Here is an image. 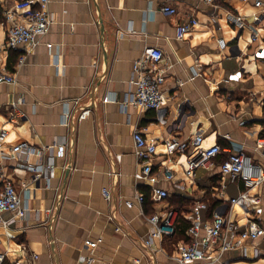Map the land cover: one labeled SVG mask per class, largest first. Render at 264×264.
Listing matches in <instances>:
<instances>
[{"label": "crops", "instance_id": "crops-1", "mask_svg": "<svg viewBox=\"0 0 264 264\" xmlns=\"http://www.w3.org/2000/svg\"><path fill=\"white\" fill-rule=\"evenodd\" d=\"M16 1L0 0V74L17 78L15 84L0 83V130H6L0 168L26 213L0 225L1 264H88L89 257L91 264H177L176 246L186 239L174 234L144 247L151 229L147 218L167 207L188 219L197 201L207 204L202 219L220 208L244 223L241 210L226 200L238 195L242 183L225 178L219 198L218 168L187 177L191 147L168 154L164 141L187 142L202 134L203 146L243 147L264 170V145L256 146L264 137V15L255 20L254 0H217L215 7L203 0H49L54 22L21 64L24 51L3 47L9 27L5 11ZM166 4L176 13H163ZM227 11L244 17L247 27L228 22ZM189 15L198 23L178 39L176 27ZM147 47L164 53L165 125L156 122L153 110L124 102L135 89L132 63ZM238 70V81L226 80ZM105 95L112 100L103 102ZM17 102L20 115L12 116L11 104ZM86 105L91 113L78 121L79 107ZM134 130L156 141L151 172L153 185L168 192L164 200L155 199L151 183L140 176ZM23 141L52 156V177L33 180L21 166L43 157L11 152ZM103 188L111 190L110 200ZM258 192L262 203L254 209L264 225V184ZM98 238L94 247L86 244ZM195 264H264V238Z\"/></svg>", "mask_w": 264, "mask_h": 264}, {"label": "built area", "instance_id": "built-area-1", "mask_svg": "<svg viewBox=\"0 0 264 264\" xmlns=\"http://www.w3.org/2000/svg\"><path fill=\"white\" fill-rule=\"evenodd\" d=\"M215 7L217 0H203ZM246 1V0H239ZM49 0H18L13 9L5 11L6 22L9 23L6 32L3 47L8 50L24 51L19 56V64L23 61L25 55L34 49L40 42V38L45 35L54 22V19L48 11L47 4ZM254 7L257 12L254 15L255 20H259L264 15V2L262 0H254ZM161 11L165 14L173 15L176 8L166 4L161 7ZM20 12V13H19ZM17 13L21 14L20 18ZM226 20L238 29L247 27L245 18L231 11L226 12ZM198 23L195 16L189 15L187 20L181 22L176 27V37L183 39L191 29ZM256 37L253 33L252 38ZM220 47L225 45L222 38L218 39ZM48 50L52 44L46 43ZM264 55V48L262 50ZM164 58L163 51L158 47H147L142 54L132 63V72L134 74L135 89L124 101L126 104H132L138 108L145 110H153L156 122L160 125L167 123L168 109L166 106V98L162 91L164 82V68L160 66V62ZM242 77L240 70L227 76V81H238ZM17 78L15 73L4 72L0 74V83L15 84ZM103 102L112 99L105 95ZM21 102V100L19 101ZM11 104L13 115H20L18 103ZM91 109L89 106L79 107L77 120H83L89 117ZM74 118L71 116V120ZM6 130H0V144L4 142ZM135 147V156L141 164L140 176L144 181L151 183L152 196L157 200H164L168 196V192L158 186H154L156 176L152 174L151 161L156 154V141L146 138L141 130H134L132 134ZM203 135L194 134L187 142H180L178 139H168L164 141L167 153H173L176 150L184 151L188 146L191 151L186 160L185 175L194 177L199 169L211 171L218 168L222 179L220 188L218 189V197L224 194V179L228 178L232 181L239 180L242 183V189L238 195L229 197L226 200L229 205L241 210L244 216V223L240 224L225 215L220 208H217L211 219L205 220L201 217L202 209L207 207L203 201H197L190 211L189 226L186 230L187 239L177 244L174 260L177 264H195L201 260L218 259V256L228 250L240 248L246 240H256L264 238L263 221L255 214L254 207L262 203V195L258 189L264 184V170L260 164L256 163L252 156L238 147L233 150L232 147L223 148L220 144L214 143L203 146ZM264 145V137L256 139V146ZM63 147L60 146V151ZM11 152L17 156L37 155L42 160L31 164L24 162L22 167L33 174V180H37L42 176H53L54 164L52 156H45V148L36 147L26 141L13 145ZM227 152L225 158L218 162L221 154ZM44 156L46 157L44 160ZM25 161V159H22ZM166 177H169L166 175ZM0 225L6 227L15 219H23L25 217V208L19 192L16 190L13 182L6 178L0 168ZM103 194L107 200L111 199V190L103 188ZM137 200L142 203L144 196L137 195ZM126 205H130V201H125ZM50 211V210H49ZM6 214L10 216L5 218ZM179 217V211L174 208H164L160 212L150 215L147 220L151 226L148 237L143 240L144 247H151L153 239H162L164 236H172L175 233V226ZM120 228H117L119 230ZM97 240H86L88 246L94 247ZM3 254L0 253V264L3 261ZM88 264H91L92 258H87ZM208 262V261H207Z\"/></svg>", "mask_w": 264, "mask_h": 264}, {"label": "trees", "instance_id": "trees-1", "mask_svg": "<svg viewBox=\"0 0 264 264\" xmlns=\"http://www.w3.org/2000/svg\"><path fill=\"white\" fill-rule=\"evenodd\" d=\"M224 158H225V155L221 154L218 158V162H221ZM182 215H183V213L181 211H179V217H178L177 222H176L174 234L179 238L182 237L184 239H187L186 230H187L190 223H189V220L186 219Z\"/></svg>", "mask_w": 264, "mask_h": 264}]
</instances>
